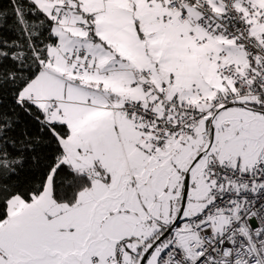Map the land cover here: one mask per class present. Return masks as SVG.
<instances>
[{
    "label": "snow or ice",
    "instance_id": "1",
    "mask_svg": "<svg viewBox=\"0 0 264 264\" xmlns=\"http://www.w3.org/2000/svg\"><path fill=\"white\" fill-rule=\"evenodd\" d=\"M0 264H264V0H0Z\"/></svg>",
    "mask_w": 264,
    "mask_h": 264
}]
</instances>
